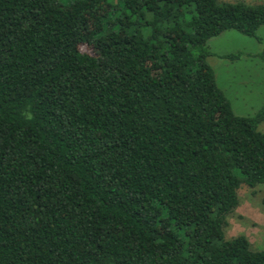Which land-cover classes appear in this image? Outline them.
<instances>
[{
  "label": "trees",
  "instance_id": "1",
  "mask_svg": "<svg viewBox=\"0 0 264 264\" xmlns=\"http://www.w3.org/2000/svg\"><path fill=\"white\" fill-rule=\"evenodd\" d=\"M263 25L245 0H0V264H264L226 235L264 105L237 115L208 62Z\"/></svg>",
  "mask_w": 264,
  "mask_h": 264
},
{
  "label": "rangeland",
  "instance_id": "2",
  "mask_svg": "<svg viewBox=\"0 0 264 264\" xmlns=\"http://www.w3.org/2000/svg\"><path fill=\"white\" fill-rule=\"evenodd\" d=\"M208 47L212 52L208 62L215 71L219 87L231 101L234 112L240 116L256 115L264 105V25L259 28L257 37L246 35L236 29L226 30L211 38ZM238 51L242 52V56L237 60L232 61L218 56ZM258 129L264 131V121L259 124ZM239 194L240 204L229 217L226 235L234 237L244 233L248 236L253 249L263 250L264 183H259L254 188L243 184Z\"/></svg>",
  "mask_w": 264,
  "mask_h": 264
},
{
  "label": "crops",
  "instance_id": "3",
  "mask_svg": "<svg viewBox=\"0 0 264 264\" xmlns=\"http://www.w3.org/2000/svg\"><path fill=\"white\" fill-rule=\"evenodd\" d=\"M238 52H241V51H238ZM216 54H218V53H216ZM228 54V53H227Z\"/></svg>",
  "mask_w": 264,
  "mask_h": 264
}]
</instances>
